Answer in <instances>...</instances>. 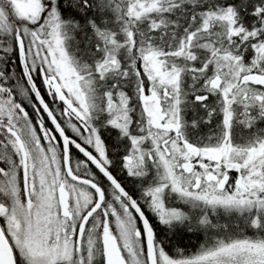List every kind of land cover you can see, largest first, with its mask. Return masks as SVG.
I'll return each mask as SVG.
<instances>
[{
    "label": "snow or ice",
    "instance_id": "snow-or-ice-1",
    "mask_svg": "<svg viewBox=\"0 0 264 264\" xmlns=\"http://www.w3.org/2000/svg\"><path fill=\"white\" fill-rule=\"evenodd\" d=\"M0 264H264V0H0Z\"/></svg>",
    "mask_w": 264,
    "mask_h": 264
}]
</instances>
